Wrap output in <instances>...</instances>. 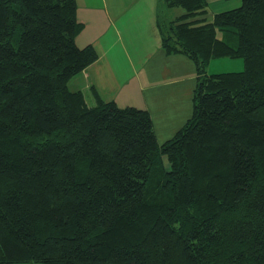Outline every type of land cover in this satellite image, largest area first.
<instances>
[{
  "label": "trees",
  "instance_id": "1",
  "mask_svg": "<svg viewBox=\"0 0 264 264\" xmlns=\"http://www.w3.org/2000/svg\"><path fill=\"white\" fill-rule=\"evenodd\" d=\"M209 7L159 1L197 75L160 143L148 110L70 90L99 58L76 0H0V264H264V0ZM226 57L244 70L207 71Z\"/></svg>",
  "mask_w": 264,
  "mask_h": 264
},
{
  "label": "crops",
  "instance_id": "2",
  "mask_svg": "<svg viewBox=\"0 0 264 264\" xmlns=\"http://www.w3.org/2000/svg\"><path fill=\"white\" fill-rule=\"evenodd\" d=\"M76 2L77 18L84 24L76 38L77 45H94L99 58L72 78L70 90L83 92L93 104L94 87L104 100L120 107L146 109L157 137L160 132L167 140L172 138L169 130L176 132L192 115L193 110H187L193 107L197 75L194 62L187 56L167 55L162 49L157 27L158 1ZM178 111H182L183 119L174 122L172 117Z\"/></svg>",
  "mask_w": 264,
  "mask_h": 264
},
{
  "label": "rangeland",
  "instance_id": "3",
  "mask_svg": "<svg viewBox=\"0 0 264 264\" xmlns=\"http://www.w3.org/2000/svg\"><path fill=\"white\" fill-rule=\"evenodd\" d=\"M156 1H158V5H159V1L160 0H156ZM209 3H210L209 15L213 16L217 12H220V11H223V10H230V9H234V8L239 7L242 4V0H209ZM157 8H158V6H157ZM163 9H165V13L167 14L166 15L167 18H172V16L179 15V14H181V13H183L185 11L183 8H172V9L166 10V8L164 7ZM150 64L151 65H155L154 62H152ZM242 70H244V60L242 58H234L233 59V58H227V57L226 58H218V59L212 60L211 63L209 64V66H208V69H207V71L210 74L237 72V71H242ZM70 87H71V84H70L69 88ZM187 102H188V97H187ZM192 110H193V107H192V109L189 108L187 111L190 112ZM190 115H188V116H190ZM172 118H173L172 120L174 122L182 121V119H183L182 111H180V112L178 111ZM157 129H158V131L160 130L159 124L157 125ZM172 130L173 129L169 130L170 131L169 136H171V137H173L174 134L178 131L177 130L175 132L174 130L173 131ZM166 140L167 139L164 138L161 135V133L159 132L158 141L160 143H163Z\"/></svg>",
  "mask_w": 264,
  "mask_h": 264
}]
</instances>
